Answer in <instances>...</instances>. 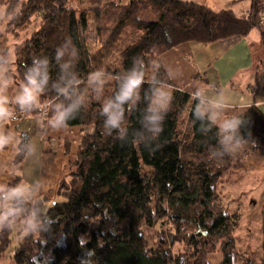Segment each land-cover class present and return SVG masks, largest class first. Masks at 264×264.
Returning a JSON list of instances; mask_svg holds the SVG:
<instances>
[{
	"label": "trees",
	"instance_id": "trees-1",
	"mask_svg": "<svg viewBox=\"0 0 264 264\" xmlns=\"http://www.w3.org/2000/svg\"><path fill=\"white\" fill-rule=\"evenodd\" d=\"M75 1L0 0L15 38L39 20L15 48V81L33 89L28 112H61L64 124L85 128L54 201L15 197L0 255L13 225L25 223L13 264H213L217 253L220 264H264V207L260 222L249 223L258 248L238 246L242 214L219 188L234 168L229 146L255 140L264 150V112L252 105L225 129L161 61L186 42L264 33V0H251L247 19L186 0H90L88 9ZM131 23L137 38L107 62ZM133 73L141 82L121 100ZM20 137L18 166L28 149V134Z\"/></svg>",
	"mask_w": 264,
	"mask_h": 264
},
{
	"label": "crops",
	"instance_id": "crops-1",
	"mask_svg": "<svg viewBox=\"0 0 264 264\" xmlns=\"http://www.w3.org/2000/svg\"><path fill=\"white\" fill-rule=\"evenodd\" d=\"M118 1V0H117ZM215 11L229 10L241 19L250 15L251 0H186ZM119 2V1H118ZM127 2H120L125 4ZM240 5V6H239ZM5 8L0 5V97L5 100L7 115L0 118V134L7 142L0 147V229L6 211L16 196L34 204L44 197L54 201L61 179L69 172L83 138L82 126H68L54 117L32 114L19 103L25 89L15 81L16 45L38 28L22 32L20 39L6 30ZM264 33L254 27L245 36L212 43L186 42L161 56V61L175 85L206 103L221 126L250 106L264 112ZM14 112H20L15 120ZM28 134V149L21 166L15 159L20 150L21 133ZM83 132V133H82ZM255 140L228 147L234 168L220 182L232 210L242 214L234 232L238 246L258 248L249 223L258 224L264 207V150L255 149ZM25 223L13 225L12 243L0 255V264H13L14 255L26 233ZM220 264L222 255H211Z\"/></svg>",
	"mask_w": 264,
	"mask_h": 264
},
{
	"label": "clouds",
	"instance_id": "clouds-1",
	"mask_svg": "<svg viewBox=\"0 0 264 264\" xmlns=\"http://www.w3.org/2000/svg\"><path fill=\"white\" fill-rule=\"evenodd\" d=\"M141 82V77L135 73H133L132 77L129 79V81L127 82L125 89L123 91V94L121 95L120 99L123 100L124 98H126L127 96H129L132 92L133 89H135L139 83ZM31 83L33 86L36 85V81L33 79L31 80ZM34 96H33V92L29 89H25V93L22 97H20L19 99V103L23 106L25 104H31L33 102ZM105 111H108L107 108H105ZM7 115V109L5 107V100L3 97H0V118H3ZM63 113L60 114V116L58 117V119H63ZM118 122V115L113 114L110 116V119L108 121V123H110L113 126H116ZM232 124H225L224 127L225 129H228L230 127H232ZM7 142V138L0 134V147H3L4 144Z\"/></svg>",
	"mask_w": 264,
	"mask_h": 264
},
{
	"label": "rangeland",
	"instance_id": "rangeland-1",
	"mask_svg": "<svg viewBox=\"0 0 264 264\" xmlns=\"http://www.w3.org/2000/svg\"><path fill=\"white\" fill-rule=\"evenodd\" d=\"M118 1H117L118 3L122 2V0H118ZM123 1H126V0H123ZM77 5H80L81 7L87 8V9L92 7V3L90 0H76L74 6H77ZM31 29H33V27ZM138 34H139V30L135 27L134 24L131 23V24L127 25L126 28L124 29L123 33H122V36H121L119 42L117 43L115 48L109 53V55L106 58V61L107 62H113L115 60H118L121 49L123 47H125L128 43H130L134 39H136ZM82 130H83V132H85L84 127H82ZM226 200L228 201V198H226ZM165 228H167V227H165ZM155 233L156 232H152V235L153 234L155 235ZM153 239L154 238H150V240H152V244L154 243Z\"/></svg>",
	"mask_w": 264,
	"mask_h": 264
},
{
	"label": "built area",
	"instance_id": "built-area-1",
	"mask_svg": "<svg viewBox=\"0 0 264 264\" xmlns=\"http://www.w3.org/2000/svg\"><path fill=\"white\" fill-rule=\"evenodd\" d=\"M260 23H261V26H262V28H263V30H264V16H262V18H261V20H260ZM20 112H14V119L15 120H17L18 119V114H19Z\"/></svg>",
	"mask_w": 264,
	"mask_h": 264
}]
</instances>
